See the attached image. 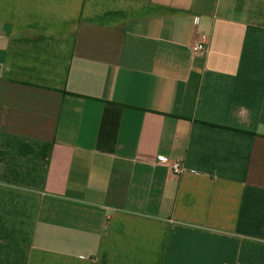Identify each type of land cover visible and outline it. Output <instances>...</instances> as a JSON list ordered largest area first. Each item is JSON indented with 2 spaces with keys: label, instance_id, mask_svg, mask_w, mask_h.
<instances>
[{
  "label": "crops",
  "instance_id": "0c3cea01",
  "mask_svg": "<svg viewBox=\"0 0 264 264\" xmlns=\"http://www.w3.org/2000/svg\"><path fill=\"white\" fill-rule=\"evenodd\" d=\"M0 264H264V0H0Z\"/></svg>",
  "mask_w": 264,
  "mask_h": 264
},
{
  "label": "built area",
  "instance_id": "2783aa9c",
  "mask_svg": "<svg viewBox=\"0 0 264 264\" xmlns=\"http://www.w3.org/2000/svg\"><path fill=\"white\" fill-rule=\"evenodd\" d=\"M208 44L209 43L207 40L196 41L191 46V51L194 54L206 53L208 50ZM156 163L168 166L173 174H179V173L185 171V169L182 168L177 162H170L164 158H160V157L157 158Z\"/></svg>",
  "mask_w": 264,
  "mask_h": 264
}]
</instances>
